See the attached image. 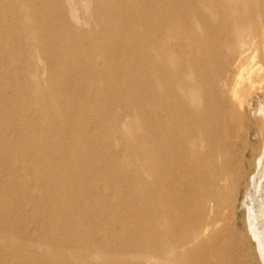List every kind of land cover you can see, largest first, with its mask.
Wrapping results in <instances>:
<instances>
[{"label":"bare ground","instance_id":"1","mask_svg":"<svg viewBox=\"0 0 264 264\" xmlns=\"http://www.w3.org/2000/svg\"><path fill=\"white\" fill-rule=\"evenodd\" d=\"M0 2V264H251L252 236L264 252V123L251 188L215 106L228 75L243 105L264 0Z\"/></svg>","mask_w":264,"mask_h":264},{"label":"rangeland","instance_id":"2","mask_svg":"<svg viewBox=\"0 0 264 264\" xmlns=\"http://www.w3.org/2000/svg\"><path fill=\"white\" fill-rule=\"evenodd\" d=\"M8 5L10 6L9 3ZM84 6H87V3L85 1L81 5V7ZM89 8L90 6H87L88 10L86 11L85 14L86 15L85 18L89 22L86 23L85 19L83 17H80L79 24L81 28H86V29L90 28L91 23L94 21L93 20L94 18L92 16V11ZM83 15H84L83 11L81 10V8H79L77 10V17ZM248 27L251 30L255 27V25L254 23L250 22L248 24ZM260 53L261 51L258 52V54ZM258 54L256 52L252 53V51L249 53L243 71L239 75L241 76L240 77L241 80L238 83V86L243 95L242 107L239 110L234 108L232 99H228L231 98V93L230 92L228 93V90L232 85V82H234L235 79L234 75L227 76V81H228V86L226 87L227 92L225 90H224L225 92H222L223 104L222 103L221 104L219 103L220 105L215 104V106L219 107L223 111L221 116L224 115L223 117L226 118L228 131H230V133L232 134L230 140L231 142L234 143L236 154L242 158L243 167L245 171L248 173L247 178L249 179V184L253 176V173H251V171L254 169L255 161L253 160L256 159L257 156L255 155L259 153V147L261 146V139L257 131L259 127L264 123V117L261 112L262 109H264V59L259 57ZM2 164H4V160L2 157H0V165ZM32 173L29 182L30 185H35V187L32 190H30L31 196L30 195L29 196L32 199H37L41 197L43 191H40L42 188H40L37 184L39 179V172L36 169H34ZM6 174H7V170L6 169L4 170L2 168L0 170V176L2 177L5 176ZM8 187L10 188V190L13 188H18V184L9 182ZM245 187L246 185H241L240 188L238 189L235 195L234 209H231L230 210L231 212L229 213V217L231 219L233 217H236L237 219L236 226L241 233L246 232L245 222L247 221L248 224L250 221L249 220L250 211L248 210L250 206L248 202H246L247 200L245 201L246 198ZM250 187L252 188L253 186L250 184ZM230 192H231V188L228 187V190H226L225 197L229 198ZM226 204H228V202H226ZM252 238H253L252 246H253L254 255L251 264H264V259H263L264 252L261 251L262 246L259 244V242H257V240L253 236ZM259 251L260 253H258Z\"/></svg>","mask_w":264,"mask_h":264}]
</instances>
